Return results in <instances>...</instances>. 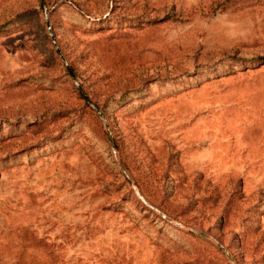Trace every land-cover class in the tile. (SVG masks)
<instances>
[{
    "label": "rangeland",
    "instance_id": "374dc122",
    "mask_svg": "<svg viewBox=\"0 0 264 264\" xmlns=\"http://www.w3.org/2000/svg\"><path fill=\"white\" fill-rule=\"evenodd\" d=\"M0 264H264V0H0Z\"/></svg>",
    "mask_w": 264,
    "mask_h": 264
}]
</instances>
